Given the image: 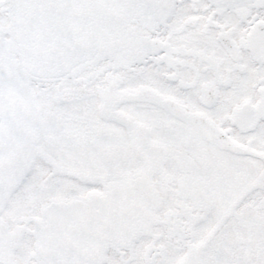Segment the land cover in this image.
<instances>
[{
  "label": "snow or ice",
  "instance_id": "obj_1",
  "mask_svg": "<svg viewBox=\"0 0 264 264\" xmlns=\"http://www.w3.org/2000/svg\"><path fill=\"white\" fill-rule=\"evenodd\" d=\"M0 264H264V0H0Z\"/></svg>",
  "mask_w": 264,
  "mask_h": 264
}]
</instances>
